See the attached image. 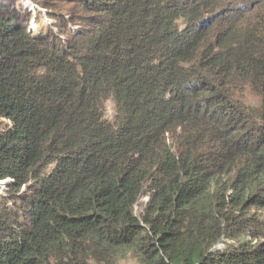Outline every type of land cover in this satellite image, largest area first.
Listing matches in <instances>:
<instances>
[{
	"label": "trees",
	"instance_id": "obj_1",
	"mask_svg": "<svg viewBox=\"0 0 264 264\" xmlns=\"http://www.w3.org/2000/svg\"><path fill=\"white\" fill-rule=\"evenodd\" d=\"M0 119V264H264V0H0Z\"/></svg>",
	"mask_w": 264,
	"mask_h": 264
},
{
	"label": "rangeland",
	"instance_id": "obj_2",
	"mask_svg": "<svg viewBox=\"0 0 264 264\" xmlns=\"http://www.w3.org/2000/svg\"><path fill=\"white\" fill-rule=\"evenodd\" d=\"M105 111L106 118L110 121H114V118L116 116V107L113 100H108L105 103ZM12 126L13 125L8 120L0 119V138L4 135V133L10 130ZM4 189H6L5 184L0 183V192L4 191ZM222 247L223 246H221L220 248ZM119 264H138V262L136 261V259L130 257L128 259L122 260Z\"/></svg>",
	"mask_w": 264,
	"mask_h": 264
},
{
	"label": "clouds",
	"instance_id": "obj_3",
	"mask_svg": "<svg viewBox=\"0 0 264 264\" xmlns=\"http://www.w3.org/2000/svg\"><path fill=\"white\" fill-rule=\"evenodd\" d=\"M3 182H5V181H2V182H0L1 184H3ZM8 182V180L6 181V183ZM6 185V184H5Z\"/></svg>",
	"mask_w": 264,
	"mask_h": 264
},
{
	"label": "water",
	"instance_id": "obj_4",
	"mask_svg": "<svg viewBox=\"0 0 264 264\" xmlns=\"http://www.w3.org/2000/svg\"><path fill=\"white\" fill-rule=\"evenodd\" d=\"M3 184H6V181H5V182H3Z\"/></svg>",
	"mask_w": 264,
	"mask_h": 264
}]
</instances>
